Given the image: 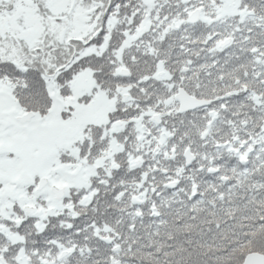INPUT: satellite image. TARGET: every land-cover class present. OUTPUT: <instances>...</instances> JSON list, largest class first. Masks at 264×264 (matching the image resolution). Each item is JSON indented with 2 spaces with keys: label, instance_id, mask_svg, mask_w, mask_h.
Masks as SVG:
<instances>
[{
  "label": "snow or ice",
  "instance_id": "snow-or-ice-1",
  "mask_svg": "<svg viewBox=\"0 0 264 264\" xmlns=\"http://www.w3.org/2000/svg\"><path fill=\"white\" fill-rule=\"evenodd\" d=\"M0 264H264V0H0Z\"/></svg>",
  "mask_w": 264,
  "mask_h": 264
}]
</instances>
